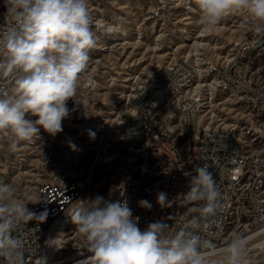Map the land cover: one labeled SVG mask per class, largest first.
I'll use <instances>...</instances> for the list:
<instances>
[{
	"label": "clouds",
	"instance_id": "obj_1",
	"mask_svg": "<svg viewBox=\"0 0 264 264\" xmlns=\"http://www.w3.org/2000/svg\"><path fill=\"white\" fill-rule=\"evenodd\" d=\"M195 4L204 32H212L227 14L240 12L248 17L252 31L264 35V0ZM4 5L7 27L0 31V78L10 79L13 86L0 90V135L15 151L21 142L37 137L41 128L52 137L63 131V121L70 116L68 101L77 102L80 77L97 39L89 0H4ZM89 135L95 137L91 130ZM69 147L75 150L74 144ZM193 171L194 175L186 174L191 177L186 194L170 200L167 193H157L161 208L177 201L181 206L195 205L189 208L195 215L175 231L163 219L141 230L126 200L98 196L74 207L71 221L83 237L82 248L91 254L76 264H245L250 236L233 232L223 246L203 236L204 227L221 208L222 196L208 165ZM33 201L42 200L35 194L22 198L11 183L0 182V264H47L37 254L36 242L34 250L27 247L23 235L29 222H37L30 230H38L48 217L47 208L39 213L29 210ZM138 204L152 208L147 200ZM256 247H264V240Z\"/></svg>",
	"mask_w": 264,
	"mask_h": 264
},
{
	"label": "built area",
	"instance_id": "obj_2",
	"mask_svg": "<svg viewBox=\"0 0 264 264\" xmlns=\"http://www.w3.org/2000/svg\"><path fill=\"white\" fill-rule=\"evenodd\" d=\"M147 1L150 3L151 17H161L175 5V0ZM182 2L188 4L189 0ZM91 9L89 6V11ZM5 13L4 0H0V31L7 27ZM243 19L245 26L242 36L234 41L230 52L220 59H207V63L209 69L222 73V83L236 82L239 85L237 99H244V106L249 112L245 122L232 121V130L214 131L212 115L218 114L220 109L217 105L224 104L225 100L210 96L211 119H203L196 106L197 93H200V87L208 89L209 78L199 75L196 66L188 67L186 58L155 62L132 88L126 109L106 118H88L87 128L95 133L89 150L76 155L69 147V140L65 137V142H57V136H44L39 150L27 148L28 153L40 159L47 170L46 178L36 187V197L42 201H34L35 212L48 209V217L38 225V230H30L37 228L35 221L26 225L29 231L23 235L27 247L34 250L36 242L39 246L37 254L45 257L47 264H65L57 263L59 261L52 258V240L60 220L71 213L85 189L98 178L100 163L105 161L103 140L110 144L122 140L125 135H134L140 145L144 131L152 132V144L149 151L144 153L148 158H156V179L138 188L133 175L126 173L124 180H121V193L112 198L127 201L133 217L139 218L138 227L141 230L161 219L172 225L173 231L189 222L195 215L189 208L195 205L181 206L177 201L170 208H161L156 202L157 193H167L170 200L178 194H186L190 190L191 178L186 174L194 175V167L203 165L209 166L222 196L221 208L204 227L203 236L223 246L229 234H222V227L230 229L236 226V230L242 233L264 229V144L252 143V135L264 134V117H259V110H264V81L249 70L252 55L264 59V35L252 31L246 15ZM92 21L94 32L102 26L101 18L98 16ZM244 51H251V58H244ZM83 75L87 78L83 88H92L93 77L86 76V73ZM12 86L10 79L0 78V90L10 91ZM169 86H176V95H168ZM133 89L141 90L140 99H133ZM186 92H194V99H186ZM171 107H179V115H172ZM134 111H141V118H134ZM233 137L242 138L245 155H238V145L233 144ZM176 138L186 140V147L176 146ZM7 147L10 148L7 137L0 135V160L5 156ZM65 152H72V159H65ZM178 153L186 154L188 168L177 166ZM0 182L11 183L16 188L11 179L0 177ZM140 189H147V196L151 197L150 210L140 206L131 207V199L141 200ZM226 213L235 214L236 223L226 222ZM262 234L264 231L258 233ZM89 255V252L84 253L81 260Z\"/></svg>",
	"mask_w": 264,
	"mask_h": 264
},
{
	"label": "rangeland",
	"instance_id": "obj_3",
	"mask_svg": "<svg viewBox=\"0 0 264 264\" xmlns=\"http://www.w3.org/2000/svg\"><path fill=\"white\" fill-rule=\"evenodd\" d=\"M174 4L163 16L151 17L147 0H90L89 6L93 8L90 14L95 18L99 16L103 23L94 31L97 45L89 51L90 60L85 71L86 76L93 77V87L83 88L87 78L82 74L77 102L68 101L70 116L63 121V131L56 135L66 137L70 144H74L75 150H72L76 155L89 150L92 141L86 125L88 118H106L126 109L132 88L155 62L164 63L179 57L220 59L230 52L234 41L242 36L245 23L243 13H229L212 32H204L199 24L200 12L195 0H189L188 4L175 0ZM249 70L264 81L262 57L252 55ZM213 96L225 100L224 104L217 105L220 110L217 115H212L214 122H245L249 116L248 109L236 99L234 93L217 90ZM210 109L205 111V119H211ZM44 136L52 137L41 128L37 137L29 142H21L18 150L7 147L5 156L0 160V177L13 180L18 195L25 199L29 195H36L37 185L47 175L40 159L28 153L27 149L39 150ZM103 145L105 161L100 163L98 178L85 189L74 207L90 203L98 196L112 200L126 173L133 175L138 188L156 179L152 160L144 153L146 149L135 140H119L110 144L103 140ZM27 207L33 209L34 201ZM70 215H64L66 220L58 243L61 247L54 257L57 261H67L68 258H75L76 261L79 254L88 252L82 248L83 237L75 232ZM236 228L231 226L229 237L233 232H239ZM262 240L264 234L250 239L245 264H264V247H256Z\"/></svg>",
	"mask_w": 264,
	"mask_h": 264
},
{
	"label": "bare ground",
	"instance_id": "obj_4",
	"mask_svg": "<svg viewBox=\"0 0 264 264\" xmlns=\"http://www.w3.org/2000/svg\"><path fill=\"white\" fill-rule=\"evenodd\" d=\"M92 19H97L90 14ZM103 24V23H102ZM245 25H243L244 27ZM244 58H251V51H244ZM199 69V75H205V78H209L208 81V89L207 87H200V93H197L196 98V106L198 113L200 116L206 114V110L210 109L211 100L210 96L214 95V92L217 90L226 91L229 93H234L236 97L239 95V85L236 82H226L222 83V73L216 72V69H209V63H207V59H188V67H195ZM168 95H176V86H169L168 87ZM141 97V90L140 89H133V99H140ZM186 99H194V92H186ZM237 99V98H236ZM244 105V99H237ZM171 114L172 115H179V107H171ZM259 117H264V110H259ZM134 118H141V111H134ZM203 119H205L203 117ZM210 119V118H208ZM212 124L214 125V131L216 132H225L227 130H232V123L231 122H214L212 120ZM122 140H135L134 135H125L123 136ZM57 142H65V137H57ZM252 143L257 144H264V134H254L252 135ZM152 144V132L151 131H144L143 132V140L140 142V145L146 149L148 152L150 149V145ZM233 144L238 145V155H245V143H242V138L240 137H233ZM176 146L178 147H186V140L183 138H176ZM65 159H72V152H65ZM154 165H156V158H150ZM177 166L181 168H188V161L185 153H178L177 154ZM124 174L121 180H124ZM121 180L118 187L117 193H121ZM140 196L141 200H147L151 203V197L147 196V189H140ZM117 199H112V201H116ZM138 199H131V207H139ZM31 211H35V205ZM66 218L60 220L59 227L57 230L56 235H54L52 240V258L55 257L58 249L61 247L58 245V241L56 239L60 238L59 235L64 228ZM225 221L229 223H236V216L233 213H226L225 214ZM228 227H222V234H228ZM264 231V229L258 232H245L244 234L250 236L251 239L257 238L261 235H258L259 232ZM58 246H57V245ZM86 253V252H85ZM79 258L77 260L82 259V254H79ZM77 257V256H76ZM75 258H68L67 261H59L57 263H65V264H76L74 261Z\"/></svg>",
	"mask_w": 264,
	"mask_h": 264
}]
</instances>
